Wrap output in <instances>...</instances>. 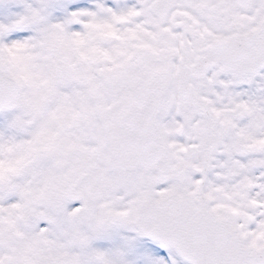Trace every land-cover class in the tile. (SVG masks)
Instances as JSON below:
<instances>
[{"label": "snow or ice", "instance_id": "6c2138e0", "mask_svg": "<svg viewBox=\"0 0 264 264\" xmlns=\"http://www.w3.org/2000/svg\"><path fill=\"white\" fill-rule=\"evenodd\" d=\"M0 264H264V0H0Z\"/></svg>", "mask_w": 264, "mask_h": 264}]
</instances>
